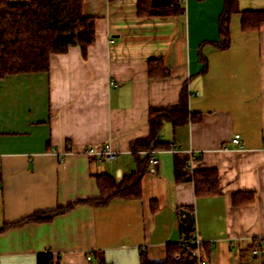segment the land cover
<instances>
[{"label": "crops", "instance_id": "0c3cea01", "mask_svg": "<svg viewBox=\"0 0 264 264\" xmlns=\"http://www.w3.org/2000/svg\"><path fill=\"white\" fill-rule=\"evenodd\" d=\"M137 2L84 0L83 15L96 19L85 56L71 48L46 72L0 79V264H37L46 253L59 264H140L143 254L161 263L181 224L189 226L183 213L206 264H264V247L252 254L264 237V25L240 26L241 12L264 10V0H237L226 50L201 46L219 41L223 0H184V14L151 18L137 17ZM151 60L168 76L149 77ZM184 87L188 123L162 125L159 142L169 147L155 149L158 164H148L139 198L26 221L99 199V175L129 176L131 145L150 136L149 109L177 105ZM105 145L116 159L84 153ZM176 155L189 157V176L216 172L217 189L177 181Z\"/></svg>", "mask_w": 264, "mask_h": 264}, {"label": "trees", "instance_id": "16d2710c", "mask_svg": "<svg viewBox=\"0 0 264 264\" xmlns=\"http://www.w3.org/2000/svg\"><path fill=\"white\" fill-rule=\"evenodd\" d=\"M84 0H30L13 2L0 0V79L8 75L46 72L49 69L50 58L65 54L71 48H79L85 56L89 47L95 42V21L93 17H85L82 13ZM112 2L114 0H108ZM223 11L219 16V41L203 45H213L221 50L230 46V17L238 12L237 0H223ZM184 0H170L167 7H153L151 0H138L136 15L138 18L176 16L184 14ZM264 25V10L242 11L241 30L256 31ZM148 73L151 78L167 77L169 71L160 60L148 63ZM188 95L186 87L180 93L178 104L170 107L150 108L148 122L150 136L131 145L135 154L136 169L120 183L111 177L99 175L97 186L100 198L97 200L78 201L52 213L39 214L26 221H50L54 216L72 209L78 203H88L94 206L105 205L109 201L120 199H135L141 196V180L148 169L150 154L143 157L138 154L152 149H166L167 143L159 142V132L165 122L174 126L188 123ZM198 120V116L192 119ZM190 159L187 155H176L174 158V173L177 181L193 180L196 191L205 190L206 186L217 189L218 175L216 172H196L188 174ZM212 178V179H211ZM199 192V191H198ZM204 193V192H203ZM237 196H234V202ZM252 201L249 195L244 201ZM194 228V221L186 227L181 224V237H188ZM254 246L259 250L264 247L262 241L256 240ZM202 248V247H201ZM202 253V250H201ZM205 253V250H203ZM180 257V261L178 260ZM37 264H59L49 253L38 256ZM97 264H106L103 259H97ZM140 264H196L190 254L180 243L167 246L166 260L161 263H150L143 254Z\"/></svg>", "mask_w": 264, "mask_h": 264}, {"label": "built area", "instance_id": "2783aa9c", "mask_svg": "<svg viewBox=\"0 0 264 264\" xmlns=\"http://www.w3.org/2000/svg\"><path fill=\"white\" fill-rule=\"evenodd\" d=\"M231 142L235 146L242 147L240 143L239 134L233 135V137L231 138ZM174 149L175 147H171V150H174ZM156 152L157 151L155 149L142 152L144 155L145 154L151 155L149 164L152 167H155L158 164V160L155 157ZM84 153L88 156H99L105 160H114L117 157L116 153L111 149L110 145H105L98 149L88 148L84 150ZM60 155H61V158H64L65 153L60 154ZM258 240L262 241L264 244V237L258 238ZM178 243H180L182 247H184V250H187L189 252L191 260L195 261L196 264H206V261L203 259L202 253H201L202 241L198 236L197 229L195 226L191 234L188 237H181ZM258 251H259V248L256 246L252 250V254L256 255ZM178 260L179 261L181 260L180 257H178Z\"/></svg>", "mask_w": 264, "mask_h": 264}, {"label": "water", "instance_id": "95a60500", "mask_svg": "<svg viewBox=\"0 0 264 264\" xmlns=\"http://www.w3.org/2000/svg\"><path fill=\"white\" fill-rule=\"evenodd\" d=\"M151 5L153 7H167L170 5V0H151ZM182 213V212H181ZM183 222L186 225H190L191 224V219L188 213H183Z\"/></svg>", "mask_w": 264, "mask_h": 264}]
</instances>
